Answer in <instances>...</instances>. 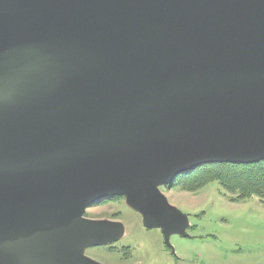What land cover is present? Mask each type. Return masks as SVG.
<instances>
[{
	"label": "water",
	"instance_id": "1",
	"mask_svg": "<svg viewBox=\"0 0 264 264\" xmlns=\"http://www.w3.org/2000/svg\"><path fill=\"white\" fill-rule=\"evenodd\" d=\"M264 161V0H0V264H101L125 197L189 238L161 187Z\"/></svg>",
	"mask_w": 264,
	"mask_h": 264
},
{
	"label": "rangeland",
	"instance_id": "2",
	"mask_svg": "<svg viewBox=\"0 0 264 264\" xmlns=\"http://www.w3.org/2000/svg\"><path fill=\"white\" fill-rule=\"evenodd\" d=\"M161 191L189 216V238L173 235L170 248L161 230L144 227L125 197H113L93 204L86 215L120 222L123 235L113 245L86 250V255L101 264H264L263 201L233 202L217 182L197 193L182 190L177 182ZM127 247L130 256L122 252Z\"/></svg>",
	"mask_w": 264,
	"mask_h": 264
},
{
	"label": "trees",
	"instance_id": "3",
	"mask_svg": "<svg viewBox=\"0 0 264 264\" xmlns=\"http://www.w3.org/2000/svg\"><path fill=\"white\" fill-rule=\"evenodd\" d=\"M176 182L182 190L193 193L217 182L232 196L233 202L254 197L264 202V161L255 164L202 165L192 173L179 176ZM109 249L113 250L111 247ZM122 252L130 256L131 248H124Z\"/></svg>",
	"mask_w": 264,
	"mask_h": 264
},
{
	"label": "flooded vegetation",
	"instance_id": "4",
	"mask_svg": "<svg viewBox=\"0 0 264 264\" xmlns=\"http://www.w3.org/2000/svg\"><path fill=\"white\" fill-rule=\"evenodd\" d=\"M98 202L100 203V202H102V201H98ZM98 202H96V204H97ZM85 217H86V218H92V217H90V216H88V215H86V214H85Z\"/></svg>",
	"mask_w": 264,
	"mask_h": 264
}]
</instances>
